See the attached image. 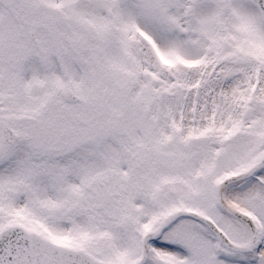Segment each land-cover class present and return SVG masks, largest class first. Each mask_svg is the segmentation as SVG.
I'll return each mask as SVG.
<instances>
[{"label":"snow or ice","instance_id":"6c2138e0","mask_svg":"<svg viewBox=\"0 0 264 264\" xmlns=\"http://www.w3.org/2000/svg\"><path fill=\"white\" fill-rule=\"evenodd\" d=\"M0 264H264V0H0Z\"/></svg>","mask_w":264,"mask_h":264}]
</instances>
